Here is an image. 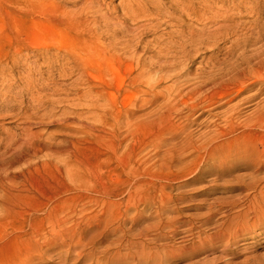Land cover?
I'll use <instances>...</instances> for the list:
<instances>
[{
	"label": "rangeland",
	"instance_id": "1",
	"mask_svg": "<svg viewBox=\"0 0 264 264\" xmlns=\"http://www.w3.org/2000/svg\"><path fill=\"white\" fill-rule=\"evenodd\" d=\"M251 1L256 14L246 15L243 5V15L237 12L234 16L235 46L230 44L227 26H221L227 21H213L207 26L212 34L206 37L212 39H206L200 50L187 48L192 55L190 62L178 69L155 63L135 88L130 85L136 68L132 59L109 55L95 63L97 55L72 51L71 34L59 23L63 20L61 0H43L41 12H36L34 19L30 18L28 0H0V177L18 178L25 195L21 205L28 210L36 208L45 214L56 199L63 200L61 227L53 231L52 221H43L51 240L40 254L30 250L25 264H264V228H254L252 223H245L248 232L243 236L228 230V222L221 235H215L217 223L224 219L218 214L206 234H186L180 217L206 216L213 198L241 191L234 192L225 179L214 181L215 171L209 166L205 177L200 173L193 176L191 172L202 156L195 163H189L194 156L188 157L187 166L180 155L170 164L163 157L167 150L164 141L171 139L178 126L197 138L213 129L212 114L228 108L218 104L212 112L199 110L188 118V109L180 107L169 118L168 105L179 93H191L198 74L213 68L214 63L213 69L222 73L235 64L238 68L246 63L264 66V0ZM108 4L110 13L117 8L115 16L122 19L121 0H109ZM226 6L219 5L221 13ZM170 31L163 27L158 32ZM153 37L149 33L144 41ZM99 45L94 43L93 52ZM139 54L150 67L154 53L141 48ZM75 56L88 68L79 67ZM247 84H252L251 92L242 93L232 104L262 87L264 92V76L257 79L251 75ZM216 95L228 94L219 91ZM232 95L228 99L237 94ZM243 108L244 114H249L256 102ZM109 111H114V116ZM127 112L139 122L144 156L155 154V169L144 179L155 186L171 181L174 185L166 194L155 189V204L145 201L139 212L128 208L123 189L119 190L123 173L116 168L117 162L107 163L111 142L99 137L112 131L124 132L119 123ZM72 164L75 172L83 165L80 169L111 180L108 189L67 191L66 167ZM234 174L248 172L239 169ZM200 178L203 183L192 186ZM189 183L186 199L177 197V186ZM29 190L36 196L28 195ZM9 222L16 226L23 218L15 216ZM212 237L216 243H211Z\"/></svg>",
	"mask_w": 264,
	"mask_h": 264
},
{
	"label": "bare ground",
	"instance_id": "2",
	"mask_svg": "<svg viewBox=\"0 0 264 264\" xmlns=\"http://www.w3.org/2000/svg\"><path fill=\"white\" fill-rule=\"evenodd\" d=\"M61 1L63 20L59 23L65 25L71 34L72 51L78 54L88 51L92 56L97 55L95 63L109 55L132 59L136 62V68L132 71L130 85L135 88L148 73L147 69L151 70L155 63L162 67L174 66L178 69L190 62L192 55L187 48L200 50L206 39H212L206 38L212 34L207 29L209 23L227 21L222 22L221 26H227V36L233 47V30L237 26L234 16L242 11L243 5L246 15L256 14L255 5L251 0H121L123 17L119 19V16H115L118 13L117 8L110 13L109 0ZM42 2L43 0H28L30 18L34 19L36 12H41ZM103 5L106 8H103ZM219 5H227L223 13ZM240 15H243L242 12ZM163 27L171 31L159 35L158 31ZM149 33L154 34V37L145 42V36ZM216 37L217 35L213 38ZM95 42L100 45L93 52ZM141 48L154 53L153 61H149L150 67H146L139 54ZM75 60L80 64L79 67L88 68V64L79 61L77 56ZM246 64L239 67L243 70L235 64L228 72L222 73L213 69L216 67L214 63L212 69L203 70L198 74L197 82L189 95L179 93L172 100L173 103L168 105L169 118L180 111V107H186L187 117L191 118L199 110L212 112L218 104L220 107L228 106L222 112L212 114L213 129L210 131L196 138L193 132L178 126L171 139L164 141L167 147L163 156L165 163L170 164L180 155L179 157H183L181 161L187 166L202 156L198 158L200 162L195 171L191 172L193 176L200 173L205 177V168L209 166L215 171L214 181L225 179V183H230V189L234 192L241 191L239 194L213 198L208 208L210 212L206 216L180 217L179 223L186 227V234L190 236H194L192 234L195 231L199 232V237L206 234V229L213 225L218 214L224 219L217 223L215 235H221L227 222L228 230L236 231L239 236L248 232L245 223H252L254 228H264L263 87L262 90L241 98L237 104H232L233 100L242 97V93L251 92L253 89V83L247 84L251 75H255L257 79L264 76V66ZM219 91L228 95H216ZM234 93L237 95L228 99ZM251 102H256V108L245 115L243 107ZM109 113L111 116L115 114L114 111ZM165 118L167 119L166 115ZM119 127L125 131H112L106 135L99 134V137L109 141L108 144L111 142L107 163L112 165L117 162L116 168L121 169L123 173L119 190L123 189L128 208L132 207L139 212L145 201L155 204V189L166 194L168 189H174V185L171 181L155 186L151 180L147 181L148 178L144 179V175L151 174L155 169V154L144 156V150L141 149V128L133 114L127 112ZM154 141L155 139L150 143L152 147H155ZM121 153L123 155L118 156ZM192 156L194 158L188 163L187 158ZM79 167L83 168V165ZM80 168L75 172L74 164L66 167L69 181L64 186L67 191H73L75 188L89 190L94 187L108 189L111 180L93 176L89 170H85L86 168ZM239 169L247 170L248 174L235 175ZM202 180L200 178L199 182L192 186L202 184ZM191 183L177 186V197L186 199L184 192ZM19 185L18 178L9 175L0 177V264H25L30 250L40 254V249L51 240V234L42 226L45 219L52 221L53 231L61 227L59 213L63 200L56 199L51 210L45 214L36 208L28 210L21 205L25 195ZM33 194L36 196L29 190L28 195ZM205 201L208 199H204ZM15 216L23 218V222L16 226L9 222ZM32 221L33 223H29ZM210 241L216 243L214 237Z\"/></svg>",
	"mask_w": 264,
	"mask_h": 264
}]
</instances>
